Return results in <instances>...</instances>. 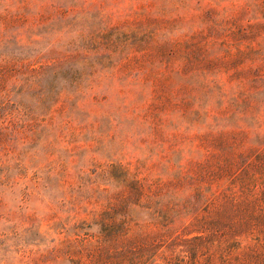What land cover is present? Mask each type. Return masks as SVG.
<instances>
[{"label": "rangeland", "instance_id": "obj_1", "mask_svg": "<svg viewBox=\"0 0 264 264\" xmlns=\"http://www.w3.org/2000/svg\"><path fill=\"white\" fill-rule=\"evenodd\" d=\"M211 14L232 53H244L239 69L251 58L262 68L264 0H0V77L22 61L31 69L67 61L83 32L199 30L214 25ZM129 72L124 61L77 86L65 73L58 82L42 77L50 99L38 103L39 88L0 120V264H264V233L234 236L214 205L194 225H163L119 199L124 174L147 180L167 169L164 134L154 135L142 112L148 87L135 82L148 79L149 64ZM230 73L219 76L226 82Z\"/></svg>", "mask_w": 264, "mask_h": 264}, {"label": "trees", "instance_id": "obj_2", "mask_svg": "<svg viewBox=\"0 0 264 264\" xmlns=\"http://www.w3.org/2000/svg\"><path fill=\"white\" fill-rule=\"evenodd\" d=\"M207 18L214 25L167 30L158 24L154 29L138 27L140 36L105 26L81 33L78 52L67 61L40 69H31L24 61L14 63L10 72L16 74L0 77V120L9 122L13 109L24 110L23 98L29 100L39 88L45 92L37 102L50 99L54 88L43 89L42 77L58 82L65 73L77 86L100 69L110 70L124 61L130 72L149 64L148 79L135 82L139 88L148 87L142 112L151 120L154 135L164 134L158 141L167 169L147 180L124 174L126 186L119 199L146 208L149 218L163 225L181 220L194 225L200 211L209 213L212 207L214 212L217 207L222 225L234 236L264 233V64L254 68L251 58L250 66L239 69L244 53L233 54L227 28L222 23L215 26V15ZM175 32H181V39L174 37ZM134 37L138 43L132 42ZM217 48L222 54L216 58ZM229 72L223 82L219 75ZM14 78L19 84L11 89ZM15 88H20L17 100L12 96Z\"/></svg>", "mask_w": 264, "mask_h": 264}]
</instances>
